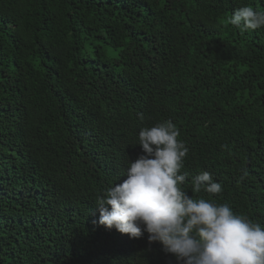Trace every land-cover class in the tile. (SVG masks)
<instances>
[{
  "label": "trees",
  "instance_id": "16d2710c",
  "mask_svg": "<svg viewBox=\"0 0 264 264\" xmlns=\"http://www.w3.org/2000/svg\"><path fill=\"white\" fill-rule=\"evenodd\" d=\"M244 7L264 0H0V264H184L98 223L168 121L188 197L264 230V27L232 26ZM205 172L219 196L193 193Z\"/></svg>",
  "mask_w": 264,
  "mask_h": 264
},
{
  "label": "clouds",
  "instance_id": "9594fccd",
  "mask_svg": "<svg viewBox=\"0 0 264 264\" xmlns=\"http://www.w3.org/2000/svg\"><path fill=\"white\" fill-rule=\"evenodd\" d=\"M229 23L254 31L264 27V13L244 7ZM179 135L171 121L140 131L139 145L146 155L130 163L122 185L97 199L99 225L137 240L142 236L139 225H144L150 244L160 242L184 264H264L260 225L234 215L226 204L189 198L182 190L186 174L179 173L188 150ZM192 184L193 193L202 188L212 196L222 192L207 172Z\"/></svg>",
  "mask_w": 264,
  "mask_h": 264
}]
</instances>
